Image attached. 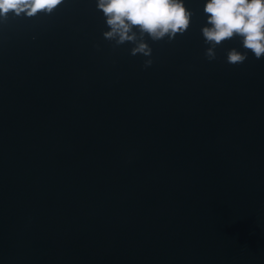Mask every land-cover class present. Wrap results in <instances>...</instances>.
<instances>
[{
    "label": "water",
    "instance_id": "water-1",
    "mask_svg": "<svg viewBox=\"0 0 264 264\" xmlns=\"http://www.w3.org/2000/svg\"><path fill=\"white\" fill-rule=\"evenodd\" d=\"M184 2L148 68L97 0L0 22V264H264V57Z\"/></svg>",
    "mask_w": 264,
    "mask_h": 264
},
{
    "label": "clouds",
    "instance_id": "clouds-1",
    "mask_svg": "<svg viewBox=\"0 0 264 264\" xmlns=\"http://www.w3.org/2000/svg\"><path fill=\"white\" fill-rule=\"evenodd\" d=\"M64 3L65 0H0V22L10 15H52ZM96 6L108 28L103 37L114 41L115 46L131 43L132 56L149 57L144 60V68L153 63L152 48L145 37L154 42L174 40L188 30L193 15L184 0H97ZM203 11L208 26L201 31L204 43L209 45L205 50L209 61L216 59L218 46L235 38L256 59L264 57V0H206ZM246 59L247 51L232 48L227 52L229 64H242Z\"/></svg>",
    "mask_w": 264,
    "mask_h": 264
}]
</instances>
